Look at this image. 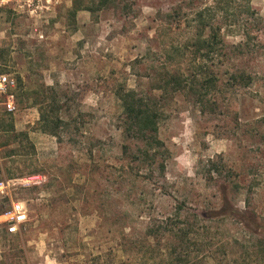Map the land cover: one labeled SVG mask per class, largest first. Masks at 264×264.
I'll use <instances>...</instances> for the list:
<instances>
[{
	"label": "rangeland",
	"instance_id": "rangeland-1",
	"mask_svg": "<svg viewBox=\"0 0 264 264\" xmlns=\"http://www.w3.org/2000/svg\"><path fill=\"white\" fill-rule=\"evenodd\" d=\"M0 3V181L45 177L14 186L0 264H264V0ZM130 89L155 135L128 130Z\"/></svg>",
	"mask_w": 264,
	"mask_h": 264
},
{
	"label": "trees",
	"instance_id": "trees-1",
	"mask_svg": "<svg viewBox=\"0 0 264 264\" xmlns=\"http://www.w3.org/2000/svg\"><path fill=\"white\" fill-rule=\"evenodd\" d=\"M110 0H98L93 1L92 5L85 6L82 4L81 0H74L73 3V12L76 13L79 10L87 9L92 12L103 9L108 6ZM212 38H215V35H211ZM202 42H210V38H205ZM244 74L242 75V78ZM119 99L121 100L123 111L128 120V130L136 134L137 136H148L155 135L158 131V114L148 103L147 98L139 95L135 89H130L125 93H121ZM41 123L44 124L41 126L43 132L51 133L57 135V132L52 127V122L45 114L42 112V117L40 119ZM13 123L10 124L9 128L4 129L7 132L14 131ZM5 210L0 211V215L3 214ZM199 216V215H196ZM204 216V215H203ZM206 216V215H205ZM207 217V216H206Z\"/></svg>",
	"mask_w": 264,
	"mask_h": 264
},
{
	"label": "built area",
	"instance_id": "built-area-1",
	"mask_svg": "<svg viewBox=\"0 0 264 264\" xmlns=\"http://www.w3.org/2000/svg\"><path fill=\"white\" fill-rule=\"evenodd\" d=\"M1 4V3H0ZM16 87V80L11 75H0V95L5 96L4 106L8 112H16L18 104L13 89ZM45 177L40 174L28 175L22 178L4 179L0 181V198L10 197V205L0 217H4L5 227L9 234L21 232L29 220V209L22 200L11 198L15 185L41 186Z\"/></svg>",
	"mask_w": 264,
	"mask_h": 264
}]
</instances>
